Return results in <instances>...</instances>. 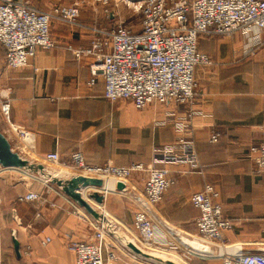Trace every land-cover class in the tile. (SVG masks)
I'll return each mask as SVG.
<instances>
[{
    "label": "crops",
    "instance_id": "obj_1",
    "mask_svg": "<svg viewBox=\"0 0 264 264\" xmlns=\"http://www.w3.org/2000/svg\"><path fill=\"white\" fill-rule=\"evenodd\" d=\"M99 2L91 3L86 14L81 9L87 18H79L78 24L52 20L50 31L55 47L39 49L25 67H7L0 44L1 95L11 104L10 121L33 135L31 150L36 156L44 157L53 151L60 154L64 169L61 179L66 180L84 175L70 167L74 151L82 152L92 165L147 163L152 160L154 147L177 141L174 116L202 112L194 116L186 134L194 142L201 172L186 163L167 165L175 183L154 208L158 241L151 247L132 235L134 216L143 202L144 174L123 180V189L109 186L115 185L116 179L105 181L102 187L81 186L82 198L99 213V218L57 184L46 189L48 201L55 206L47 203L40 217L36 216L33 203L17 201L18 195L27 190L0 186V264H75L70 240L88 239L99 223L108 232L107 251L114 254L112 264H180L170 255L174 253L185 257L189 264H223L228 254L203 256L195 243H183L180 238L198 240L204 247L238 246L233 252H264V169H259L248 156L252 144L264 141V43L248 52V39L240 31L230 37L201 38L202 50L199 43L198 49L209 54L212 63L196 68L194 99L186 105L152 103L140 110L129 100L108 101L104 97L103 77L90 83L93 57L78 58L68 49L69 45H90L93 34L89 26H112L122 19L118 12H105ZM204 112L209 117H204ZM152 123L153 148L148 149L147 128L151 130ZM216 132L219 137L212 142L211 136ZM206 183L216 187L223 208L236 218L233 229L224 232L218 243L200 239L196 226L200 212L191 202L193 193L202 190ZM92 193L103 196L102 204L91 197ZM224 214L229 217L226 211ZM47 238L50 241L43 243ZM130 243L143 253L134 252ZM154 249L165 251L168 258L159 257Z\"/></svg>",
    "mask_w": 264,
    "mask_h": 264
},
{
    "label": "built area",
    "instance_id": "obj_2",
    "mask_svg": "<svg viewBox=\"0 0 264 264\" xmlns=\"http://www.w3.org/2000/svg\"><path fill=\"white\" fill-rule=\"evenodd\" d=\"M103 5L109 0H98ZM141 14V28L133 31L124 20L112 26H89L93 37L88 47L71 50L78 58L91 56L90 65L94 84L103 77L104 97L110 102L129 100L135 108L145 109L152 103L186 105L196 96L195 70L199 65L212 63L209 54L198 49L201 35L230 37L240 31L249 42L248 52H254L264 43V0H124ZM108 14L110 11L105 10ZM80 5H56L49 11L39 10L27 2L0 0V44L5 50L6 65L12 69L25 67L35 58L39 49L55 47L51 21L56 19L75 25L80 17ZM11 104L6 96L0 100V116L6 120L15 138L32 149L33 135L10 121ZM202 112H189L175 117L178 134L174 144L158 149L145 164L116 165L106 162L92 165L80 151L70 155V167L78 173L104 179L127 180L136 173H145L143 202L134 216L133 238L151 247L158 241L153 212L165 193L175 183L168 164L186 163L201 172L193 140L186 134L192 119ZM204 117L209 115L204 112ZM219 133L211 136L217 141ZM248 156L259 169H264V141L252 144ZM47 162L60 163L57 151L43 157ZM0 169H4L0 165ZM47 191L29 190L18 195L20 203H33L36 216L42 215L48 203ZM220 192L206 183L193 193L191 202L200 214L196 219L198 235L209 243L219 242L233 223L224 214ZM107 229L103 223L94 225V233L84 240H70L69 249L75 255V264H112V252L107 251ZM47 238L43 243L49 242ZM223 264H264V252L239 251L224 256Z\"/></svg>",
    "mask_w": 264,
    "mask_h": 264
},
{
    "label": "rangeland",
    "instance_id": "obj_3",
    "mask_svg": "<svg viewBox=\"0 0 264 264\" xmlns=\"http://www.w3.org/2000/svg\"><path fill=\"white\" fill-rule=\"evenodd\" d=\"M23 1L30 3L32 6L40 8L43 11H49L50 9H52L56 5H71L75 2H78L79 5H81L80 11H81V9L84 8L85 14H86V11H88V9H89L88 7L90 6L91 3H94V1L98 2L97 0H23ZM99 3H101V2H99ZM103 6H104L105 10L108 9L109 11L118 12L119 15H121V17H122V19H119L118 21L124 20L127 23V25L132 28L133 31H139L140 30V28H141V14L139 12H136L134 10V8L129 3H127L126 1H124V0H109V4L103 5ZM82 17L87 18L86 16H83L82 13H80V17H79L80 20ZM108 19L109 18H107V22L110 21V19L109 20ZM79 21H77V22L79 23ZM92 26H94V25H92ZM210 36L211 35H205L204 34V35H201L199 37L198 43H199L200 49H201V46H200L201 38H207V37L209 38ZM215 36H223V35H215ZM225 37H227V36H225ZM1 56H2V50L0 47V59H1ZM0 67H1V64H0ZM0 72H1V70H0ZM2 88L3 87L1 86V83H0V100L3 99L2 95H4ZM130 104L132 106H134L132 104V102ZM153 123L150 126L151 130L147 128L148 149H150L151 147L153 148V146L151 145L152 144V135H153L151 131H152V128L154 127ZM0 128H1L2 133L10 141L13 151L17 152L20 156H22L23 158L28 160L30 163H32L34 165L36 164L34 166L35 168L25 167V168H15V169L14 168L0 169V186H2V188H4V189L6 187L9 188L12 186L13 188L19 189L20 192H23L25 190H27V191L39 190L42 192H46V189L49 185H56L55 183L52 182L53 177H51V174L53 171H57L59 174H61V176H63L62 171L64 169H63L62 165H60V163L53 164V163L47 162L43 157H38L34 153H32V150L30 149L29 146L21 145L18 142V140L15 139V137L13 136V133L11 131H9L8 123L1 116H0ZM18 146L21 148L20 150L17 149ZM154 149H155L154 150V153H155L160 148L154 147ZM141 163H143V162H141ZM147 163H149V162H147ZM147 163H145V164H147ZM39 164L44 166L43 170H40L37 167V165H39ZM136 174H143V173H136ZM83 176L88 177V178L101 179V180H103V182H105L107 180L112 182L114 180V179H104L101 177H97L95 175L91 176V175L84 174ZM144 177H145V173H144L143 178ZM56 178H61V177H56ZM116 181H113V182L115 183L114 186L117 187L118 183L122 182L123 180L120 181V180L116 179ZM224 211H226V213L229 216V218L231 219V221L233 223V227H234V221L236 218H234L232 214H229L231 211L229 212L225 209H224ZM233 227H232V229H233ZM194 240L195 239L183 241V238H180L179 241H181L183 243H190V241H191V243H192ZM214 243H218V241L217 242L215 241ZM222 246L225 247V245H222ZM217 247L218 246H215L214 248H217ZM177 256L180 258L179 255H177ZM181 259L184 261H187V262L189 261L185 257L184 258L181 257ZM177 261H178V263L182 264V261H180L178 259H177Z\"/></svg>",
    "mask_w": 264,
    "mask_h": 264
},
{
    "label": "water",
    "instance_id": "obj_4",
    "mask_svg": "<svg viewBox=\"0 0 264 264\" xmlns=\"http://www.w3.org/2000/svg\"><path fill=\"white\" fill-rule=\"evenodd\" d=\"M0 165L4 168H35L34 164L30 163L28 160L21 158V156L13 151L12 145L8 138L2 133L0 128ZM37 167L40 170L44 169V166L39 164ZM52 182L57 184L67 195H69L73 200H75L80 206L86 209L88 213L92 214L95 218H99L100 215L96 212L92 206L82 198L80 194V188L88 186H100L102 187L104 182L101 179L88 178L85 176H73L71 179H61L53 177ZM125 187L124 183L119 182L117 189H123ZM91 197L94 198L99 204L103 202V196L98 193H92ZM129 247L136 253L142 254L138 247L130 243ZM15 248L17 254H19V245L15 241ZM146 257H150L149 254H144ZM167 264H176L172 261H168Z\"/></svg>",
    "mask_w": 264,
    "mask_h": 264
},
{
    "label": "bare ground",
    "instance_id": "obj_5",
    "mask_svg": "<svg viewBox=\"0 0 264 264\" xmlns=\"http://www.w3.org/2000/svg\"><path fill=\"white\" fill-rule=\"evenodd\" d=\"M81 6V5H80ZM215 131V130H214ZM21 158H23L22 156H21ZM23 159H25V158H23ZM36 165V164H35ZM15 169V168H14ZM22 170V169H21ZM61 170V169H60ZM68 170V169H67ZM5 171V170H4ZM49 172V171H48ZM61 172V171H60ZM62 172H64V171H62ZM75 172V171H74ZM24 173V172H23ZM51 173V172H50ZM47 174V173H46ZM67 175V174H66ZM70 175V174H69ZM73 176V175H72ZM51 177H61V174H59L57 171H53L52 172V174H51ZM63 178H65V177H63ZM121 181V180H120ZM117 182V181H116ZM110 187L111 186H114V185H112V184H110L109 185ZM102 209H103V207H102ZM102 214V213H101ZM105 214V213H104ZM106 221V220H105ZM191 242V241H190ZM193 243H195V246L197 247L196 249H197V251L198 252H200L201 254H203V256L205 255H208V256H216L217 257V255L218 256H221V255H225L226 253H228L229 254V252H233V251H237V249H238V246H228V247H223V246H220V245H218V247L217 248H214L213 246V244H209V245H207L206 247H204V246H202L201 245V243H200V241H198V240H194L193 241ZM201 246H202V249H201ZM159 248V247H158ZM156 252L155 253H157V255H159V257H161V258H168V256L167 255H169L168 253H166L165 251H163V250H161V251H157L156 249H154ZM152 251V250H151ZM171 256H172V258H174V260H176L177 261V259L178 260H180V261H182V264H189L187 261H184V260H182L181 259V257L179 258L177 255H175V254H170ZM162 261V260H161ZM178 262V261H177ZM181 264V263H180Z\"/></svg>",
    "mask_w": 264,
    "mask_h": 264
}]
</instances>
